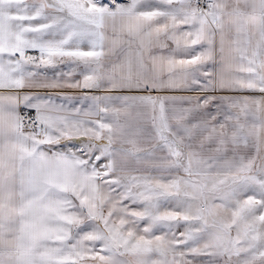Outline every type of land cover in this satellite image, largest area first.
<instances>
[{
	"label": "snow or ice",
	"instance_id": "1",
	"mask_svg": "<svg viewBox=\"0 0 264 264\" xmlns=\"http://www.w3.org/2000/svg\"><path fill=\"white\" fill-rule=\"evenodd\" d=\"M0 264H264V0H0Z\"/></svg>",
	"mask_w": 264,
	"mask_h": 264
}]
</instances>
